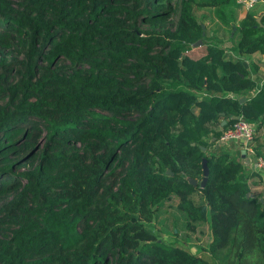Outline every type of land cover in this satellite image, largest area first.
<instances>
[{"label":"trees","instance_id":"1","mask_svg":"<svg viewBox=\"0 0 264 264\" xmlns=\"http://www.w3.org/2000/svg\"><path fill=\"white\" fill-rule=\"evenodd\" d=\"M230 1L183 0L171 30L165 0H0V54L24 56L18 80L0 57V264H264L260 172L218 142L242 116L264 160V83L240 101L258 80L193 13ZM234 30L264 55V0ZM173 197L187 229L209 220L208 258L152 230Z\"/></svg>","mask_w":264,"mask_h":264},{"label":"rangeland","instance_id":"2","mask_svg":"<svg viewBox=\"0 0 264 264\" xmlns=\"http://www.w3.org/2000/svg\"><path fill=\"white\" fill-rule=\"evenodd\" d=\"M182 1L183 0H165V2H168L173 9V13H171L165 27L171 30L176 27ZM249 8L250 6L246 1L231 0L228 4H225L220 8L194 4L193 13L204 27V35H207L208 37L211 34L210 32H213V36L215 37L214 40H220L224 44L225 49L228 50L225 56L233 57L235 52L232 49V46L235 44L239 34L235 33L236 30L233 31L234 34H231V28L235 29L239 26L244 13ZM260 10L261 7L257 8L255 13H259ZM141 26L144 28L148 27L143 23ZM230 34L232 35V39L229 37ZM204 52V45L198 47L191 46L189 54L193 57H198ZM0 57L6 62H13V70L11 71L10 78H12V80H18V76H16L17 61L15 60L23 59V54H21L17 48H11L3 51L0 54ZM21 169H23V167ZM11 198L12 196L10 195L7 198L0 200V210L1 205ZM192 198L197 203L203 202V198L199 193L192 194ZM176 205L177 198L173 197L171 200L165 201L158 208V211L150 224L152 230L163 240L180 245L192 253L208 258L209 243L211 241L209 220L207 219L205 221L196 222L194 230H189L185 226V215L177 209ZM1 215L2 214L0 213V218Z\"/></svg>","mask_w":264,"mask_h":264},{"label":"built area","instance_id":"3","mask_svg":"<svg viewBox=\"0 0 264 264\" xmlns=\"http://www.w3.org/2000/svg\"><path fill=\"white\" fill-rule=\"evenodd\" d=\"M246 1L248 5L252 6L257 3L256 0H242ZM250 6V7H251ZM264 83V79L254 89L257 93L260 86ZM256 134L255 127L253 124L245 120L242 116H239L226 130H224L219 138L220 144L230 146L234 145L235 148H239L244 151L247 159H253L255 167L264 172V160L261 157H256L254 150L252 149V143Z\"/></svg>","mask_w":264,"mask_h":264},{"label":"crops","instance_id":"4","mask_svg":"<svg viewBox=\"0 0 264 264\" xmlns=\"http://www.w3.org/2000/svg\"><path fill=\"white\" fill-rule=\"evenodd\" d=\"M259 1H257L258 3ZM256 5V3L254 5H250L251 7L249 9H252L254 6ZM261 10L263 9V4H260ZM258 7V8H259ZM261 10L259 12H261ZM256 11V10H255ZM258 14V13H257ZM210 35H213V32H210ZM236 44V43H235ZM235 44L232 46V49L234 50L235 54H233V57H227V58H239L242 60V62H246V68L249 69V74L254 78L258 80V84L261 83V81L264 79V66L262 65V63L260 64V62H263V54H260L258 52L256 53H252V54H241V55H237L236 54V50H235ZM225 50V54L228 51L227 49H225L224 44H221ZM205 47V46H204ZM193 50V49H192ZM189 51H187V54L194 59H197L203 55L206 54V47H205V52L203 54H201L198 57H193L189 54ZM256 92L255 90L249 92V94H247L246 96H240V99H244L246 100V97H250L252 95H254ZM227 96L229 97H235L236 95L233 93H227ZM238 97V96H237ZM243 100V101H244ZM222 124V123H221ZM226 146V145H225ZM242 157H243V153H242ZM246 167L245 169L247 171H254V172H260V175H256V176H252L251 178H249V181L251 182V189L252 191H254L257 194H260L262 197H264V172L258 170L253 164V159H247L245 161ZM257 172V173H258Z\"/></svg>","mask_w":264,"mask_h":264},{"label":"water","instance_id":"5","mask_svg":"<svg viewBox=\"0 0 264 264\" xmlns=\"http://www.w3.org/2000/svg\"><path fill=\"white\" fill-rule=\"evenodd\" d=\"M256 1H260V0H256ZM256 21L257 22H261V16H258L257 18H256ZM202 28L204 29V27L202 26ZM203 36H204V32H203V34H202ZM203 45V41H202V39H199V40H197L195 43H193V47H198V46H202ZM263 62H264V57H263ZM243 65H244V67H246L247 65H246V62H243ZM244 99H240V101H243ZM233 118H235V120L236 119H238L239 118V116H236V117H233ZM226 121L225 120H223L222 121V124H224ZM202 149H204L203 147H202ZM243 153H244V151H243ZM243 156H244V154H243ZM203 167H204V178H203V181H202V184H203V182H204V180H205V178H206V175H207V168H206V163H205V161H203ZM188 181L191 183V184H193V185H195L196 184V180L195 179H193V178H189L188 179Z\"/></svg>","mask_w":264,"mask_h":264}]
</instances>
